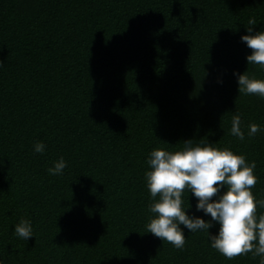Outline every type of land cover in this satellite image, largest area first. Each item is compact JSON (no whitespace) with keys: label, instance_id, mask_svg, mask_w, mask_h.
I'll return each mask as SVG.
<instances>
[{"label":"trees","instance_id":"trees-1","mask_svg":"<svg viewBox=\"0 0 264 264\" xmlns=\"http://www.w3.org/2000/svg\"><path fill=\"white\" fill-rule=\"evenodd\" d=\"M253 16L264 30V0H0V259L260 264L227 258L203 231L185 229L182 249L146 232L149 154L185 139L255 161L252 192L264 199V130L247 135L264 129V98L238 92L233 74L264 79L240 39ZM60 156L63 175H50ZM21 217L32 221L27 241L14 230Z\"/></svg>","mask_w":264,"mask_h":264},{"label":"clouds","instance_id":"clouds-1","mask_svg":"<svg viewBox=\"0 0 264 264\" xmlns=\"http://www.w3.org/2000/svg\"><path fill=\"white\" fill-rule=\"evenodd\" d=\"M257 23L254 16L250 17L240 39L251 49L246 54L247 64L264 69V30L254 29ZM233 74L238 92L264 98V79L246 70H234ZM241 123L240 115H233L230 131L243 141L245 131ZM262 130L259 124L252 123L247 135L251 137ZM183 141V146L176 150L158 147L149 154L145 179L152 200L148 211L154 215L146 225V232L182 249L186 242L185 229L193 233L203 231L211 247L227 258L251 253L264 264V215L257 214L258 206L264 208V199H257L252 192L257 183L255 161L249 162L245 155L230 147H218L207 139ZM33 148L43 153L46 145L36 141ZM66 167L67 161L60 156L48 172L63 175ZM189 193L196 198L195 212L189 211L192 208ZM198 212L204 215H197ZM214 225H218L215 233L210 231ZM14 230L25 241L34 237L31 218L21 217ZM0 264L5 261L0 259Z\"/></svg>","mask_w":264,"mask_h":264}]
</instances>
